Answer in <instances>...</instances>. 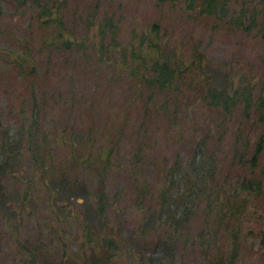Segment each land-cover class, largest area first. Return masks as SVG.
I'll list each match as a JSON object with an SVG mask.
<instances>
[{
	"label": "rangeland",
	"instance_id": "rangeland-1",
	"mask_svg": "<svg viewBox=\"0 0 264 264\" xmlns=\"http://www.w3.org/2000/svg\"><path fill=\"white\" fill-rule=\"evenodd\" d=\"M93 1L67 2L64 11L68 31H64L65 36H75L78 41H83V47L77 50L74 46L72 51H64L44 44L47 29L37 21L31 9L24 8L16 0H0V48L22 56L29 55L37 68L33 78L26 72L21 74L18 66L0 57V120L4 126L17 127L22 120L28 126L32 116H37L41 125L37 137L41 140L43 133H47L50 144L45 151H51L57 171L66 178L78 175L91 182L90 190H95L100 177L97 165L103 161L97 160V153L101 152L98 155L109 162L105 181L110 199L107 219L110 225L119 226L122 236L127 239L132 227L144 219L138 214L135 197L143 196L141 192L149 189L145 202L152 205L155 195L173 178L178 179L197 139L209 132L215 120L217 123L223 119L202 101L207 80L220 87L225 75L228 79L242 76V80L244 76L262 78L264 38L255 32L249 34L237 28L228 30L227 24L199 14L198 9L186 11L184 2L182 5L165 3L162 8L155 4V0H105L97 21L102 12L113 5L115 22L123 24L115 28L121 30V36H127L125 34L134 24L145 25L153 17L161 16L165 41L170 40L171 46L179 45L178 49L187 62L190 51L198 50L203 54L202 58L196 56V59H202L199 69L195 70L198 71L197 81L193 82L190 72L185 71L176 79V89L166 93L156 85L137 86L136 82H130L114 60L120 56L111 46L110 33L114 34L113 30L107 32L103 40L100 37L104 42L100 46L97 36L101 33L96 24L89 26L88 22ZM241 2L231 0L233 6ZM257 2L264 6V0ZM109 28L112 27H103L104 30ZM226 122L218 129L220 132L228 127L221 141V150H230L232 142V125L227 126ZM247 128L248 124L243 126L244 134ZM223 154L219 158L220 181L229 169L241 170L239 166L232 167L231 157ZM33 173L37 196L40 197L29 205L36 211L28 215L25 210H19L18 219L22 215L25 217L14 227L21 229V235L27 233V227H31L29 231L36 236L41 229L46 241L52 238L51 228L57 227L68 238V246L76 247L79 241L74 236L78 222L70 215L67 219L63 216L68 209L81 214L83 201L79 203L81 201L71 196L69 190H62L55 181L60 177L52 178L44 167H37ZM256 197L254 194L250 196L249 208L245 207L240 215L242 235L247 236L246 244L254 247L261 246L264 237V216L258 214L262 211L263 200ZM248 209L257 212L250 216ZM199 212L192 221L194 231L205 225ZM146 222L143 227L149 228L151 223ZM249 226L250 231H247ZM70 227L71 232L67 231ZM99 227L103 230V223ZM5 237L0 264L21 263L20 256L26 257L25 252H21V246L9 234ZM52 239L55 255L52 257L58 258L63 243L59 236ZM245 252L239 264H264L263 253ZM121 259L129 260L127 253Z\"/></svg>",
	"mask_w": 264,
	"mask_h": 264
},
{
	"label": "trees",
	"instance_id": "trees-1",
	"mask_svg": "<svg viewBox=\"0 0 264 264\" xmlns=\"http://www.w3.org/2000/svg\"><path fill=\"white\" fill-rule=\"evenodd\" d=\"M16 1L24 8L31 9L37 21L47 29L45 45L64 51H72L74 46L77 50L82 49L83 41H78L75 36H65L64 31L68 29L64 10L69 0ZM104 1H93L88 17L89 26L97 25L101 33V36H97L100 46L104 43L103 36L113 30L114 34L110 33L111 46L118 50L120 56V59L114 60L118 67L123 68L130 82H136L137 86L156 85L167 93L176 89L175 81L185 71L190 72L193 82L197 81L198 71L195 70L199 69L202 59H196V56L202 58L203 54L192 50L187 55L190 59L187 62L178 49L179 45L171 46L170 40L165 41L161 16L153 17L145 25L134 24L125 34L127 36L123 37L119 34L121 30L115 29L123 24L115 22L113 5L103 11L97 21ZM154 2L162 8L165 3L175 5L184 2L186 11L198 9L199 14L212 16L216 21L227 24L228 30L237 28L249 34L255 32L264 38V6H260L257 0H242L236 6L232 5L231 0ZM110 26L112 28L104 30ZM170 49H173V53H170ZM0 57L18 66L21 74L26 72L34 78L37 73L29 55L22 56L10 49L0 48ZM253 69L251 66V71ZM244 77V80L243 76L228 79L225 75L220 87L207 80L202 101L214 108L223 119L217 123L215 120L209 132L197 139L178 179L173 178L172 182L167 183L152 199V205L145 202L149 189L141 192L143 196L135 197L138 214L144 219L132 227L127 239L122 236L121 228L110 225L107 219L110 199L105 181L109 162L98 155L101 152L97 153V160L103 161L97 165L100 177L95 190H90L91 182L80 179L78 175H68L66 178L65 174L57 171L51 151H45L50 144L47 133H43L41 140L37 137L41 129L37 116H32L28 126L24 120L17 127L4 126L0 120V258L8 234L21 246V252H25L26 257L20 256L19 264H121V258L126 253L129 260L122 261V264H239L245 250L264 254V237L261 246L246 244L247 236L242 235L240 217L245 207L249 208L247 201L252 194L263 200L262 211L258 214L264 216V76L256 79ZM124 109L127 114V107ZM225 120L227 126L232 125L230 150H221V141L228 127L220 132L218 129ZM247 124L244 134L243 126ZM216 140L218 143H214ZM222 153L231 157L232 167L239 166L241 170L229 169L220 181L219 158ZM37 167H44L52 178L59 176L55 181L62 186V190H69L71 196L81 201L79 203L83 201L81 214L68 209L63 216V219H67L70 215L78 222L74 236L79 241L76 247L68 246V238L60 233V228L52 227L49 232L52 238L59 236L62 240L63 251L61 254L56 252L58 258L52 257L55 256L53 239H43L41 229L36 236L29 231L31 227H27V233L21 235V229L14 227V224L20 225L25 217L22 215L18 219L19 210H25L28 215L36 211L29 203L40 197L37 196L33 173ZM198 212L205 225L194 231L192 221L197 218L195 215ZM256 212V209H248L250 216ZM147 220L151 223L149 228L143 227ZM102 223L104 229L100 230ZM250 228L247 227V231ZM70 229L67 231L71 232Z\"/></svg>",
	"mask_w": 264,
	"mask_h": 264
}]
</instances>
